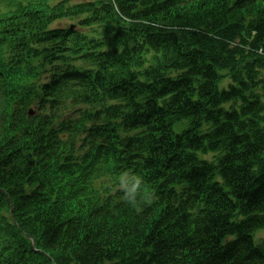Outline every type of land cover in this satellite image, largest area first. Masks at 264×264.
Masks as SVG:
<instances>
[{"label": "trees", "instance_id": "16d2710c", "mask_svg": "<svg viewBox=\"0 0 264 264\" xmlns=\"http://www.w3.org/2000/svg\"><path fill=\"white\" fill-rule=\"evenodd\" d=\"M70 1L0 0V264H264V0Z\"/></svg>", "mask_w": 264, "mask_h": 264}, {"label": "rangeland", "instance_id": "374dc122", "mask_svg": "<svg viewBox=\"0 0 264 264\" xmlns=\"http://www.w3.org/2000/svg\"><path fill=\"white\" fill-rule=\"evenodd\" d=\"M93 1H97V0H72L71 5H76L79 3H84V2H93ZM51 5H55V3L51 4ZM67 22L63 21L61 23L58 24V26H66ZM228 86V80L225 79L224 81L221 82V84L219 85V89H225ZM179 129L178 127L174 128V131L177 132ZM212 157V156H209ZM257 238H255V242H258L259 239H263L264 238V233H257Z\"/></svg>", "mask_w": 264, "mask_h": 264}]
</instances>
